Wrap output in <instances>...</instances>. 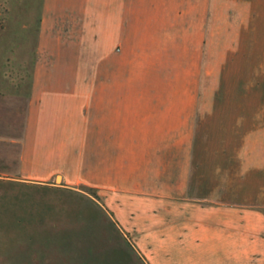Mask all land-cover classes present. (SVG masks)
Listing matches in <instances>:
<instances>
[{
  "label": "crops",
  "instance_id": "crops-1",
  "mask_svg": "<svg viewBox=\"0 0 264 264\" xmlns=\"http://www.w3.org/2000/svg\"><path fill=\"white\" fill-rule=\"evenodd\" d=\"M42 18H101L104 32L119 35H202L195 50L204 54L205 82L206 52H224L217 88L204 82L196 95L182 197L137 200L134 218H119L134 236L131 247L123 245L120 264H264V0H43ZM74 29L41 27L39 34ZM44 47L37 45L33 69H23L22 76L0 73V178L40 177L26 174L30 164L51 169L62 146H73L84 130L90 132L87 146L96 148L87 169L104 184L111 170L109 91L88 110L85 124L65 118L66 100L78 96L77 82L67 79L71 89L64 90L61 75L46 61L61 66L70 58ZM158 111H136V121L121 122L120 129L158 130ZM63 132H72L65 142Z\"/></svg>",
  "mask_w": 264,
  "mask_h": 264
},
{
  "label": "rangeland",
  "instance_id": "rangeland-1",
  "mask_svg": "<svg viewBox=\"0 0 264 264\" xmlns=\"http://www.w3.org/2000/svg\"><path fill=\"white\" fill-rule=\"evenodd\" d=\"M42 9L43 0H0V73L17 77L33 69L41 42L73 59L72 65L64 59L52 67L46 61L61 75L64 90L67 79L77 82L78 96L66 100L65 118L85 124L88 110L100 106L109 91L110 178L103 184L88 171L96 148L87 146L90 132L84 130L71 140L73 146H62L51 169L30 164L26 174L40 177L0 178V264H120L123 245L131 247L134 236L119 218L133 219L140 211L134 208L137 200L141 205L151 198L182 197L196 95L205 84L217 88L214 76L224 52H206L205 82L204 54L195 50L202 35L111 34L101 18H42ZM53 26L75 31L39 34L41 27ZM107 80L109 86L103 84ZM151 106L159 110L158 130L120 129L121 122L136 121V111ZM69 133L63 132L64 142ZM37 137L34 132L33 140Z\"/></svg>",
  "mask_w": 264,
  "mask_h": 264
}]
</instances>
